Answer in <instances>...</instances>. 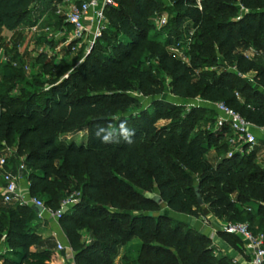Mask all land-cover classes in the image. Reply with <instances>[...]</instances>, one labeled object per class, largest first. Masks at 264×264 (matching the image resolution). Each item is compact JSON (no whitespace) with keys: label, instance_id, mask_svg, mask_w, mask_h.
<instances>
[{"label":"trees","instance_id":"16d2710c","mask_svg":"<svg viewBox=\"0 0 264 264\" xmlns=\"http://www.w3.org/2000/svg\"><path fill=\"white\" fill-rule=\"evenodd\" d=\"M31 1L0 0V31L24 25ZM167 1L115 0L116 6L104 7L105 27L88 51L79 48L75 67L67 70L42 54L36 58L51 77L41 92L9 95L4 80L22 69L2 67L0 150L13 146L23 158L28 193L46 209L79 191L78 201L58 218L74 264H113L118 248L133 237L139 240L136 264H235L215 254L208 235L167 212L198 217L206 207L223 222H246L264 233V166L253 162L255 150L224 154L212 164L204 154L226 145L229 128L191 134L190 114L181 116L178 106L156 97L162 73L170 94L222 102L264 127V0H201L200 9L194 0ZM163 14L161 44L147 35ZM190 29L183 62L165 46ZM248 48L259 54L246 57ZM216 58L221 65L215 66ZM248 72L253 85L241 78ZM131 91L153 98L146 109L124 116ZM157 119L170 120L155 126ZM121 121L134 130L131 143L120 137L103 143L94 135L97 126L118 127ZM35 217L29 206L0 204V264H57L56 253L41 248L44 241L30 224ZM81 228L89 241L80 240ZM217 234L240 250L239 237Z\"/></svg>","mask_w":264,"mask_h":264},{"label":"rangeland","instance_id":"374dc122","mask_svg":"<svg viewBox=\"0 0 264 264\" xmlns=\"http://www.w3.org/2000/svg\"><path fill=\"white\" fill-rule=\"evenodd\" d=\"M164 4H168L167 0H163ZM67 9V3H63L62 0H32L29 5V15L27 22L19 26L17 29L13 30L10 34L5 35V31H0V56H4L6 60H0V79H2V67L4 64L8 63L16 68L20 67L22 69L21 75H15L7 80H4V84L9 88V95H18L22 92H41L48 88L51 77L49 75L43 74L39 63L36 62V58L42 54L46 60L50 61L52 64L62 62L67 70L75 67L80 59L81 53L77 51H71L65 43V39L69 36L67 33L69 30L66 28L65 24V12ZM165 17L166 23V15ZM153 28L149 31L147 36H153L161 44L165 42V34L160 32L159 27L165 23H160L159 17L152 20ZM36 24V30L33 34L29 35L28 27ZM4 32V33H2ZM192 33L181 32L177 36L171 37L170 43L165 46V49L172 53L175 57L179 58L183 62H188V50L190 43L192 41ZM82 52H84V46L80 47ZM79 50V49H78ZM150 66L154 67V60L152 57H148L146 60ZM216 65H221V62L216 58ZM212 66L215 69L216 67ZM230 69V68H229ZM218 70V68H216ZM162 78V89L160 94L156 97L160 98L170 104L176 105L179 108V114L184 116L185 114H190L192 117L191 121V134L197 131H212L218 129L216 127V116L210 112V109L205 106L198 98L181 99L169 93L167 86L168 79L164 74L161 73ZM243 80L253 85L252 73L248 72L241 76ZM131 100L122 115L127 116L128 114H133L140 109H146L152 100V96H145L135 91L127 93ZM170 119H157L155 121V126H161L166 124ZM190 121V122H191ZM259 132H261L259 130ZM257 132L256 142L254 144L243 143L240 145V155L249 153L252 149L254 152L253 162L259 167L264 166V135ZM230 132H226L225 136L228 138ZM78 136H75V140L78 141ZM11 146V153L13 152ZM232 149L227 143L222 149H216L214 146L208 148L204 157L206 160L214 164L219 157L226 155ZM146 196H150L149 193H145ZM232 196V195H231ZM163 205H161L160 212L164 211ZM202 214L198 217L185 216L179 214H173L167 212L168 215L186 222L188 225L199 228L200 226H205L202 228L204 234H209L211 238V244L214 248L216 255H226L234 256L236 255L233 248L230 247L223 239L220 237L216 231L219 223L222 220L213 216V214L204 207L202 209ZM38 219L35 217L30 224L36 229L40 226L38 220H52L58 222V220L50 217ZM49 217V219H48ZM258 220V216L254 218V221ZM203 222L205 224H203ZM216 232H212L214 230ZM79 236L82 242H87L90 240V236L82 228L79 229ZM139 240L136 237L131 238L124 246L129 245L123 254V261L121 259L118 264H136V247ZM3 241L0 238V253L4 250ZM238 247H242V242L239 241ZM126 248V247H125ZM240 250H238L239 252ZM115 259V258H114ZM113 259V262H114Z\"/></svg>","mask_w":264,"mask_h":264},{"label":"built area","instance_id":"2783aa9c","mask_svg":"<svg viewBox=\"0 0 264 264\" xmlns=\"http://www.w3.org/2000/svg\"><path fill=\"white\" fill-rule=\"evenodd\" d=\"M67 3V9L65 12V22L70 26L69 36L65 39V43L71 51H78L83 45L84 51H88V48L100 36L102 30L105 27L106 21L103 14V9L106 6H116L115 0H62ZM195 7L201 8V0H194ZM91 12L89 15L88 12ZM160 23H165V17L159 16ZM36 30V24L28 27L29 35L33 34ZM192 29L188 33H192ZM243 54L250 58L254 54L251 48H248ZM0 60H6L4 56H0ZM200 100V99H199ZM201 101V100H200ZM212 106L216 112V127L220 128L226 125L230 130V136L226 137V143L232 147V149L226 153L227 157H230L233 153H240V145L243 143L254 144L256 137L252 132V128H257L261 132H264V127H257L246 121L239 113L234 111L229 106L222 102H205ZM13 148V147H12ZM11 147H3V152H9ZM15 155V150L13 151ZM8 155H0V204L1 205H17V206H30L34 204L40 206L41 210L36 214L37 218L48 214L50 217L58 220L60 215L69 206L74 204L79 199V191L72 190L66 194L60 201L55 210H48L44 207L41 198L30 195L28 193V182L26 179V168L22 157H17L16 161V174L7 169L9 167ZM24 178V179H22ZM24 180V185H19L20 180ZM203 224H205L203 222ZM216 231H222L224 233L232 234L240 238L242 247L240 251H237L239 257L245 258L248 264H264V233L262 231L253 232L246 222L244 223H232V222H220ZM215 229L212 232H216ZM3 235L1 236V240ZM57 250L62 249L60 244H56ZM231 261L238 264V258H231Z\"/></svg>","mask_w":264,"mask_h":264},{"label":"crops","instance_id":"0c3cea01","mask_svg":"<svg viewBox=\"0 0 264 264\" xmlns=\"http://www.w3.org/2000/svg\"><path fill=\"white\" fill-rule=\"evenodd\" d=\"M88 14L90 15L91 12L89 11ZM66 24V29L69 30L67 33L69 34L70 32V26L67 22H65ZM2 31H5V35L10 34L12 31H6L4 29H2ZM4 33V32H2ZM253 134L256 136L257 132H259V130L257 128H252L251 129ZM260 134L264 135V132H259ZM13 151L15 150V148H12ZM9 152H11V149L9 150ZM9 152H3L2 150H0V155H8V163H9V167L7 169H9L10 172L16 174V161H17V157H15ZM1 172V169H0ZM24 179V178H22ZM20 180L19 181V185L23 186L24 185V180ZM44 217H47L46 214H43L42 217L38 218V219H42ZM49 219V217H48ZM40 223V226L38 228H36V231L40 234L42 240L44 241L43 246H41V248H50L52 249L55 253H56V258L54 259L55 263L57 264H74L73 263V252L70 249L68 242L63 234V232L61 231V228L58 224V222L52 221V220H38ZM206 228L205 226H200V231L203 232V229ZM207 231L209 230L208 228H206ZM204 233V232H203ZM208 236H211L210 233L207 234ZM212 237V236H211ZM60 244L62 246V249L57 250L56 248V244ZM129 245L131 244H127V246H121L118 248L117 250V255L115 256L114 262L113 264H118L120 259L121 262L123 261L122 257L123 254L125 253L126 250ZM126 247V248H125ZM235 252L236 255L234 256H229L230 258H234L237 257L238 258V264H248L245 261V258L243 257H239L237 254V251L233 250Z\"/></svg>","mask_w":264,"mask_h":264},{"label":"clouds","instance_id":"9594fccd","mask_svg":"<svg viewBox=\"0 0 264 264\" xmlns=\"http://www.w3.org/2000/svg\"><path fill=\"white\" fill-rule=\"evenodd\" d=\"M94 135L101 139L103 143L114 142V138L120 137L125 142L131 143V137L134 135V130L127 127L126 121H121L117 126L108 125L107 127L97 126Z\"/></svg>","mask_w":264,"mask_h":264},{"label":"water","instance_id":"95a60500","mask_svg":"<svg viewBox=\"0 0 264 264\" xmlns=\"http://www.w3.org/2000/svg\"><path fill=\"white\" fill-rule=\"evenodd\" d=\"M154 200H155V201H158L159 198H158L157 196H155V197H154ZM197 202H198V203L201 202L198 196H197ZM29 207H30V209H31L35 214H38V213L40 212V210H41V207H40V206H36V205H34V204H31Z\"/></svg>","mask_w":264,"mask_h":264}]
</instances>
